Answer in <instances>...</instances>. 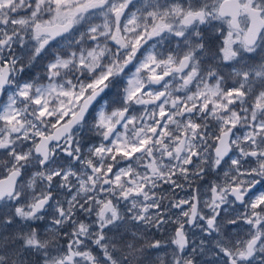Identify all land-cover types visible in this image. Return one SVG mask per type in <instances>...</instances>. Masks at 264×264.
<instances>
[{
  "label": "snow or ice",
  "instance_id": "1",
  "mask_svg": "<svg viewBox=\"0 0 264 264\" xmlns=\"http://www.w3.org/2000/svg\"><path fill=\"white\" fill-rule=\"evenodd\" d=\"M0 264H264V0H0Z\"/></svg>",
  "mask_w": 264,
  "mask_h": 264
}]
</instances>
